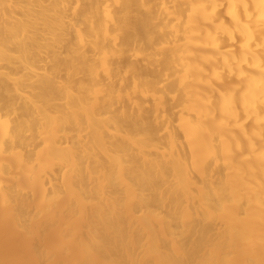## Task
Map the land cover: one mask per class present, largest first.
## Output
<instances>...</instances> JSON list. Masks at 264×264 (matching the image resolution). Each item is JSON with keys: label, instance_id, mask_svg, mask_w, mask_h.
Returning <instances> with one entry per match:
<instances>
[{"label": "bare ground", "instance_id": "bare-ground-1", "mask_svg": "<svg viewBox=\"0 0 264 264\" xmlns=\"http://www.w3.org/2000/svg\"><path fill=\"white\" fill-rule=\"evenodd\" d=\"M0 264H264V0H0Z\"/></svg>", "mask_w": 264, "mask_h": 264}, {"label": "rangeland", "instance_id": "rangeland-1", "mask_svg": "<svg viewBox=\"0 0 264 264\" xmlns=\"http://www.w3.org/2000/svg\"><path fill=\"white\" fill-rule=\"evenodd\" d=\"M121 77H125V76H128V75H125V74H123V73H121V75H120ZM154 100H158V98H154ZM175 121H176V118H174V124H176L175 123ZM157 211H160V209H157ZM201 230L200 231H198L197 233H195L191 238H192V240H196V239H198V237L201 235Z\"/></svg>", "mask_w": 264, "mask_h": 264}]
</instances>
